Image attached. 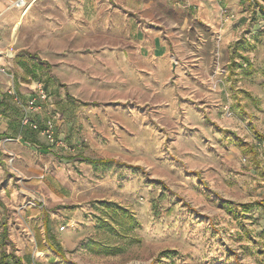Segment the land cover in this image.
Wrapping results in <instances>:
<instances>
[{
  "label": "rangeland",
  "instance_id": "rangeland-1",
  "mask_svg": "<svg viewBox=\"0 0 264 264\" xmlns=\"http://www.w3.org/2000/svg\"><path fill=\"white\" fill-rule=\"evenodd\" d=\"M146 3L161 55L116 5L18 22L35 68L0 101V240L22 264H264V0Z\"/></svg>",
  "mask_w": 264,
  "mask_h": 264
},
{
  "label": "crops",
  "instance_id": "crops-1",
  "mask_svg": "<svg viewBox=\"0 0 264 264\" xmlns=\"http://www.w3.org/2000/svg\"><path fill=\"white\" fill-rule=\"evenodd\" d=\"M18 1L21 0H0V101L5 97L4 93L6 91H14L18 94L23 93L25 88V83L23 82L28 79V72L31 71V68L33 66L35 68L33 58H20L16 56L15 52L19 50L22 44L15 40L14 37L16 36V30L20 26L18 22L26 20L28 16L37 18L38 20L47 17L46 11L32 16L33 11H39L41 7L51 5L65 8L66 4H70L74 7V17L88 19L89 14L93 10L96 12V15L110 13L111 5H116L118 8H121V11H119L121 15H126V24L123 28L131 31L142 53L161 55L170 46L168 41L159 32L161 27H156L149 23V21L153 20V17H148L150 8L146 0H23L20 5L16 4ZM95 19H97V16ZM8 49L12 50L9 51ZM6 56H12V58H7ZM35 58L38 59L37 56ZM9 69H12L11 79L6 76ZM27 95L28 97L30 96V94ZM5 125L6 123L0 121V137H2V133L7 128ZM20 131L19 123L16 120H12V132L19 133ZM34 135H30L31 139H34ZM47 246L48 244H46Z\"/></svg>",
  "mask_w": 264,
  "mask_h": 264
},
{
  "label": "trees",
  "instance_id": "trees-1",
  "mask_svg": "<svg viewBox=\"0 0 264 264\" xmlns=\"http://www.w3.org/2000/svg\"><path fill=\"white\" fill-rule=\"evenodd\" d=\"M91 163H100V164H109V163H112L113 160L111 159H97V160H89ZM251 207V204H243L242 205V208L243 209H247ZM49 217L48 216H45V224H46V228L47 230L49 231ZM48 242H50V246L51 248L54 250V252L60 256H63V250L62 248L59 246V245H55V243L53 241H51L50 238H48ZM1 251H0V264H11V263H14V264H22L21 260L16 257L12 252H7L5 249H4V243L2 242L1 243Z\"/></svg>",
  "mask_w": 264,
  "mask_h": 264
},
{
  "label": "built area",
  "instance_id": "built-area-1",
  "mask_svg": "<svg viewBox=\"0 0 264 264\" xmlns=\"http://www.w3.org/2000/svg\"><path fill=\"white\" fill-rule=\"evenodd\" d=\"M10 54H12V53H10ZM8 93H11V91ZM43 97L45 98L46 95L43 94ZM13 99L16 100L17 97L13 96ZM18 102H19V100H18ZM26 102H27V105H26L27 111L28 110L31 111L32 109L35 111L38 110L39 106H36L34 97L30 98V100H27ZM20 125L21 126H29L32 130L45 133L48 136L49 141H51V143H56L58 145L61 143L60 141H58L52 137V121L50 119L46 120V122L43 125V128H41L40 124H38V122L36 120L30 118L29 116H27V114H25L23 116V118L20 120Z\"/></svg>",
  "mask_w": 264,
  "mask_h": 264
},
{
  "label": "bare ground",
  "instance_id": "bare-ground-1",
  "mask_svg": "<svg viewBox=\"0 0 264 264\" xmlns=\"http://www.w3.org/2000/svg\"><path fill=\"white\" fill-rule=\"evenodd\" d=\"M22 2H23V0L18 1L16 4L20 5V4H22Z\"/></svg>",
  "mask_w": 264,
  "mask_h": 264
}]
</instances>
